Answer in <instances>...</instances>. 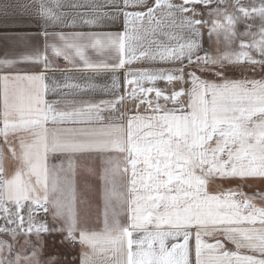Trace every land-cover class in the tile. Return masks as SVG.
I'll return each mask as SVG.
<instances>
[{
    "label": "snow or ice",
    "instance_id": "1",
    "mask_svg": "<svg viewBox=\"0 0 264 264\" xmlns=\"http://www.w3.org/2000/svg\"><path fill=\"white\" fill-rule=\"evenodd\" d=\"M213 2L109 0L114 11L93 5L67 21L123 17V31L103 33L49 32L65 23L61 0L0 5L20 43L33 20L45 40L43 52L0 59V234L28 249L0 239V264H58L44 257L57 235L78 249L70 264H193V238L194 264H264V191H244L264 186V0ZM49 51L71 66L62 71L109 72L111 83H49ZM139 61L152 66L133 70ZM29 63L42 68L19 70ZM97 88L112 98L47 99ZM78 176L99 178L95 206Z\"/></svg>",
    "mask_w": 264,
    "mask_h": 264
},
{
    "label": "crops",
    "instance_id": "2",
    "mask_svg": "<svg viewBox=\"0 0 264 264\" xmlns=\"http://www.w3.org/2000/svg\"><path fill=\"white\" fill-rule=\"evenodd\" d=\"M6 2H10L12 4H32L34 0H0V5H3ZM114 3H122V0H112ZM149 3H151V0H149ZM62 7L60 8L61 12L67 13V16L65 17V23L63 25H55L50 26L48 28L49 32H65V33H75V32H97V33H103V32H120L123 31V17H119L115 22L105 20L104 22L97 24V25H84L82 23H76L74 25H70L67 23V21L72 20L74 17L79 20L80 16L78 14H84L88 13L89 15L92 14V6L97 5L100 6L99 10L104 12H112L114 11V8L110 6L109 0H61ZM74 5H76L74 7ZM135 9L132 8L130 11H134ZM142 10V9H141ZM207 10H203L201 13V19H205V13ZM24 19H29L28 17H24ZM4 19L0 17V59L3 58H9L13 59L16 58L19 54H30L33 50L39 49L41 52L44 50L45 40L43 36H38L37 33L41 31L39 26L35 23V21H31L28 25V31L31 34L30 39L27 42V47L20 43L16 37H15V30L11 28L4 27ZM202 27V33H204V41H205V47H207V28H205L203 25ZM161 38L162 37H158ZM49 43L58 42V38L54 40H49ZM49 55L51 56V52L49 51ZM90 56L94 60L98 59H111V57H98L94 52H91L90 50ZM51 59L53 60V63L57 66L56 70L49 71L47 73L49 77V83H51L53 80H55L58 83H79L81 85H84L85 83H94L99 86L108 85L111 83V73L109 72H100L96 73L92 70H77L72 69L71 71H62L69 69L71 66L63 59V57H55L51 56ZM152 65L148 61H139L134 62L131 65V68L133 70L140 69V68H146L151 67ZM160 67H163L164 65H158ZM42 66L36 65V64H22L19 66L20 71H26V72H38L40 71ZM125 71L127 69L119 70L116 75L119 77L120 81V88H119V94L123 95L125 91L124 86V75ZM251 73V72H250ZM249 76H252L253 73L249 74ZM68 77H71L72 79H68ZM232 78H240V74L236 77ZM256 78H260L259 74H256ZM145 86H148L147 83H145ZM158 87H165V83L160 81L157 82ZM129 89H131L132 85L127 86ZM65 92L68 90L65 89ZM84 99V100H92V101H99L101 99H110L112 98V92L111 91H102L100 88H97L94 91H84V92H78L74 94H70L67 97L62 96L60 93H49L47 96V99L49 100H57V99ZM163 103V101H161ZM122 109H133L134 103L125 100L124 104L121 105ZM143 111V109H141ZM78 181L81 185V188L84 187L85 183L93 189V192L89 194V198L93 205L98 202L96 197V189L101 187V182L98 177H91L86 182L81 180L78 176ZM233 184H225L224 187H230L234 186ZM264 191V186L261 185H253L251 187H245L244 191L252 194L256 191ZM205 239L208 242H212V238L205 237ZM191 245L193 247V264L195 262V254H194V248H195V240L194 238L191 240ZM78 252V249L76 248V254Z\"/></svg>",
    "mask_w": 264,
    "mask_h": 264
},
{
    "label": "rangeland",
    "instance_id": "3",
    "mask_svg": "<svg viewBox=\"0 0 264 264\" xmlns=\"http://www.w3.org/2000/svg\"><path fill=\"white\" fill-rule=\"evenodd\" d=\"M174 2L179 3L180 0H174ZM218 2V0H214L212 7L216 6V3ZM228 2H230V0H228ZM242 2L244 3H257L258 4V0H242ZM134 11H139L141 10L140 8H134ZM132 10V8H129L128 11ZM198 10L200 11V13L203 12V10H207L206 8H204L203 5H198ZM197 18L201 19V15L198 16ZM202 27V26H200ZM202 30V28H201ZM249 74H251L249 72ZM232 77H236L239 75V72H236L235 74H230ZM0 223H3L2 220H0ZM0 239H4V240H8L9 242L14 243V246L17 250H28L27 246L24 244V237L21 236L18 238V242H13L11 241V238L9 236L0 234ZM34 239V237H33ZM47 247L44 250V257L46 258L49 255H58L59 256V261L58 264H70V262L72 261V257L76 255V248H72L69 246H63L60 245L59 243H57L56 241H59L60 237L57 236H52V237H47ZM15 253H13L14 255Z\"/></svg>",
    "mask_w": 264,
    "mask_h": 264
}]
</instances>
